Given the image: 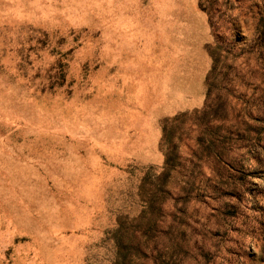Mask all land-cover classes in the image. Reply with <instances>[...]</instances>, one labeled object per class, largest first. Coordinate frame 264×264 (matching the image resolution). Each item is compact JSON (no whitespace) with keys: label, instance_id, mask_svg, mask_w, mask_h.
Here are the masks:
<instances>
[{"label":"rangeland","instance_id":"1","mask_svg":"<svg viewBox=\"0 0 264 264\" xmlns=\"http://www.w3.org/2000/svg\"><path fill=\"white\" fill-rule=\"evenodd\" d=\"M260 19L264 0H0V264H112L118 222L147 207L173 145L165 124L184 133L174 192L192 181L208 204L155 232L168 248L149 264H264ZM216 36L236 50L210 100L248 136L222 180L208 156L194 168L190 120L172 121L204 108ZM211 212L225 225L203 232ZM184 238L194 248L174 252Z\"/></svg>","mask_w":264,"mask_h":264},{"label":"trees","instance_id":"2","mask_svg":"<svg viewBox=\"0 0 264 264\" xmlns=\"http://www.w3.org/2000/svg\"><path fill=\"white\" fill-rule=\"evenodd\" d=\"M215 5L222 6V3L215 2ZM230 7L233 8L232 5L230 6L229 3H226V12H224L226 15ZM228 17L232 22V26L235 27L233 18L229 16V14ZM259 21L264 22V19H260ZM261 35L263 37H259L257 40L259 41L258 45L262 46L263 49V61L258 68L261 72H264V32H262ZM215 43L221 48L218 47L220 49L219 52L212 51V47L210 49L211 55L213 56V67L207 76L208 91L204 108L195 110L192 113H181L175 116L172 121L182 119L181 122H183L184 119L190 120L191 131L195 132L194 146L191 154V162L194 168L198 169V172L201 174V169L206 165L208 160L205 156H208L212 158V162L218 167L220 171L219 178L222 180L228 172V162L223 156L224 151L231 150L232 148H239L237 147L241 146L239 145V140H248V136L246 135L247 129L242 130L243 128L241 127L228 125L230 121L228 112L225 109L215 107L213 101L210 100L212 92L218 86L216 78L218 76L219 67H228L222 55V51L227 54H232V52L236 50V48L229 45V43L220 36H216ZM239 50L241 52L243 51L242 48ZM225 57H227V55H225ZM229 74V69H227L226 76L228 77ZM226 84L222 82L223 86L221 89H228L229 87H227ZM233 87H235V85H233ZM237 116H241L240 119L243 122L245 114L238 113ZM177 129V132L175 128H172L170 131L167 124L164 125L166 139L173 143V145L170 146V152L166 155L163 171L157 176L145 178V181L148 180L149 182L148 185L145 184L143 186V189L148 186L145 190L148 202L147 207L141 211L138 217L132 220L131 225L129 224L128 226L124 224V222H118L113 237L116 252L112 264H149V261L154 257L155 249H158L159 245L162 244V242L158 241L157 237H155V232L160 231L166 234L172 228V221L176 219L193 218V215L189 214L191 199L200 201V203L203 204H208L201 194L192 197V192H194L192 181L186 184L188 189L182 188V192L179 193H175L174 187L171 186V172L180 164L178 159L181 158V155L179 154L178 145L184 134L180 128ZM261 134L262 139H264V127L261 129ZM212 162L211 164H213ZM199 197H202V199L198 200L197 198ZM198 216L199 217L196 218L195 221L197 224L202 225L204 229L203 232H205L207 224H209L213 217H217L216 224H220L219 227L225 225L224 221L212 212L208 213L206 216L203 214ZM202 218H204V220ZM169 245L174 249V252L182 253L183 255L188 254L189 250L194 248L188 246L186 238L180 242H171ZM161 246L168 248V245L166 246L164 243Z\"/></svg>","mask_w":264,"mask_h":264}]
</instances>
